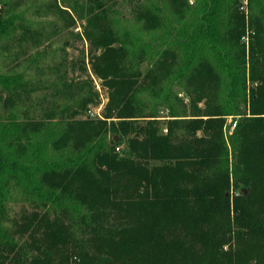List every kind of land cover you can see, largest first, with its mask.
I'll list each match as a JSON object with an SVG mask.
<instances>
[{
	"label": "trees",
	"instance_id": "1",
	"mask_svg": "<svg viewBox=\"0 0 264 264\" xmlns=\"http://www.w3.org/2000/svg\"><path fill=\"white\" fill-rule=\"evenodd\" d=\"M69 1L75 13H82L79 17L87 23L90 43L100 52L92 69L108 90L105 119L116 120L110 126L118 141L114 136L107 139L94 134L77 138L73 134L80 129L74 123L56 130L48 123L18 122L14 115L0 123L1 242L13 251L2 219L12 199L11 188L15 187L31 203L53 211L63 213L68 207L88 211L94 224L85 223L83 216L81 222L103 237L93 241L97 255L85 254L82 264H111L103 255L115 253L125 257L120 264H264V0H247L253 30L248 42L250 63L259 68L250 77L256 86L249 91V117L240 112L245 99L241 95L245 89L241 42L246 28L239 13L242 0H194L193 7L181 2V10L173 19L177 29H173L161 6L148 1L143 14L147 33L122 26L127 48L120 46L100 15L102 4L86 0L83 7L78 5L80 0ZM9 9L6 3L0 7V35L15 29L18 21L16 27L27 30L30 24L21 23L19 18L3 19ZM127 57L128 64L161 58L185 74L190 86L204 89L218 84L229 90L206 119H175L170 123L186 130L194 144L206 142L204 148H178L168 137L158 136L154 111L139 117L145 120L143 125L135 123L129 111L132 81L120 68ZM0 88L13 94L24 89V83L20 76H0ZM90 102L86 99L81 107ZM226 116H242L228 141L235 160L231 171L221 131ZM171 118H177L176 114L171 113ZM199 131L206 141L196 137ZM101 133L105 135L106 130ZM128 136L132 137L127 140L126 155H118L115 149ZM150 162L160 165L148 169ZM231 175L256 195L244 196L240 191L241 196L234 198L230 206L224 194L229 190ZM133 194L145 205L144 209L133 203L130 208V212L135 209L140 213L135 227H103L100 220L106 207L120 209L122 202L129 205ZM231 214L248 242L242 251L226 256L223 241L214 231L203 229L215 217L229 218ZM214 224L217 226V222ZM177 229L188 237L189 245L171 236ZM63 234L61 226L49 224L45 242L60 244ZM29 264L44 262L34 260Z\"/></svg>",
	"mask_w": 264,
	"mask_h": 264
},
{
	"label": "rangeland",
	"instance_id": "2",
	"mask_svg": "<svg viewBox=\"0 0 264 264\" xmlns=\"http://www.w3.org/2000/svg\"><path fill=\"white\" fill-rule=\"evenodd\" d=\"M95 1L102 4L103 11L100 15L104 17L112 35L121 43L122 48L128 47L122 26L129 31L147 33L143 14L144 5L148 1L163 8L173 29H177L174 16L181 10L178 4L187 2L190 7L194 6V0H174L175 6L171 4L172 0ZM4 3L10 4V9L3 19L19 18L21 23L30 26L27 30H22L16 27L20 24L18 21L15 22V29L0 35V76H20L24 83V89L13 94L0 88V123L7 121L12 115L18 122L48 123L56 130L65 129V124L74 123V126L80 129L73 134L77 138L94 134L97 138L108 139L114 136L115 141H118V136L112 132L110 126L116 120L105 119L108 90L92 69L100 52L90 43L87 23L79 17L82 13L79 10L75 13L69 0H0V7ZM79 3V6L84 7L86 0H80ZM239 13L243 15L246 23L244 39H248L250 43L253 37L249 20L251 11L246 9ZM245 41L241 42L245 52V70L243 76L241 75L243 79L245 77V89L241 91V95L243 94L245 99L241 101L240 112L249 117V91L256 86L251 83L250 77L259 71V68L255 63L251 66L249 43ZM128 61L129 57L120 68L132 81L133 96L130 98L129 111L135 123L143 125L145 120L139 117L150 115L151 111H154L157 117L154 126L158 136L168 137L171 144L178 148H204L206 142L194 144L186 130L170 123L175 119L180 122L206 119L205 116L221 102V98L225 99L229 90L222 87L221 89L218 84L212 88L205 86L204 89L190 86L184 79L185 74L179 73L176 66L169 61H162L161 58L149 61L144 59L132 64H128ZM220 80L222 81L223 77H220ZM86 99L91 102L82 108L81 105ZM162 102L164 104L160 105ZM171 113L176 114L177 118H171ZM241 117H224L221 129L229 155L230 171L235 160L228 141L237 129L236 125ZM102 129L106 130L105 135L99 134ZM131 137L122 138L117 146L119 151L115 153L126 155L127 140ZM196 137L203 138L204 141L207 138L201 131L196 133ZM159 165L150 162L147 167L152 169ZM229 184V190L224 195L229 199L230 206L234 198L241 196L240 191H245L244 196L256 195L249 187H243L240 182L235 181L232 175ZM11 190L12 199L6 206L2 225L14 248L10 252L0 240V264H29L34 260H41L44 264H82L81 257L85 254L92 257L97 255L93 241L103 236H97L81 222L80 216H83L85 223L94 224L89 220L88 211L74 207H68L63 213L58 209L53 211L51 208L31 203L17 188L12 187ZM133 203L135 207L145 209L141 197L133 194L129 205L122 202L120 209L106 207L100 224L110 230L135 227L139 222L137 219L140 213H135V209L130 212ZM213 221L203 230L214 231L216 238L223 241V253L231 256L242 251L248 240L240 234L232 214L229 218L217 216ZM216 222L217 226H213ZM52 223L57 227L61 226L64 231L63 242L60 244L49 245L45 242L44 234ZM173 235L189 245L190 241L188 237H184L181 229L174 231L171 236ZM103 258L108 259L111 264H120L125 260V257L117 253L103 255Z\"/></svg>",
	"mask_w": 264,
	"mask_h": 264
},
{
	"label": "built area",
	"instance_id": "3",
	"mask_svg": "<svg viewBox=\"0 0 264 264\" xmlns=\"http://www.w3.org/2000/svg\"><path fill=\"white\" fill-rule=\"evenodd\" d=\"M246 8H247V0H242V1H241V5H240V7H239V11H240V12L246 11ZM243 40H244V41L247 40V42H248V39H246V38L244 39V37H243L242 41H243ZM245 42H246V41H245ZM115 151L118 152V151H119V148H116Z\"/></svg>",
	"mask_w": 264,
	"mask_h": 264
},
{
	"label": "water",
	"instance_id": "4",
	"mask_svg": "<svg viewBox=\"0 0 264 264\" xmlns=\"http://www.w3.org/2000/svg\"><path fill=\"white\" fill-rule=\"evenodd\" d=\"M114 140H116V138H114ZM242 194H245V191H241Z\"/></svg>",
	"mask_w": 264,
	"mask_h": 264
}]
</instances>
